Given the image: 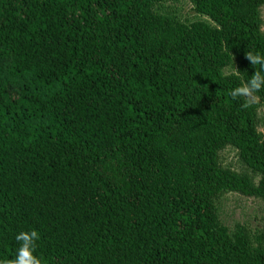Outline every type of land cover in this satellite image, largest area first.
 <instances>
[{"label": "trees", "instance_id": "1", "mask_svg": "<svg viewBox=\"0 0 264 264\" xmlns=\"http://www.w3.org/2000/svg\"><path fill=\"white\" fill-rule=\"evenodd\" d=\"M163 1L0 0V258L36 229L44 264H264L215 205L264 201V139L229 95L264 54V0H191L213 24Z\"/></svg>", "mask_w": 264, "mask_h": 264}, {"label": "rangeland", "instance_id": "2", "mask_svg": "<svg viewBox=\"0 0 264 264\" xmlns=\"http://www.w3.org/2000/svg\"><path fill=\"white\" fill-rule=\"evenodd\" d=\"M153 10L163 15L174 17L184 23L203 20L213 24L206 16L198 14L191 0H166L153 5ZM260 31L264 33V5L260 8ZM235 64L222 69L225 74L235 71ZM254 102L248 107L253 115V132L264 139V100L253 93ZM246 99V98H244ZM218 158L222 166L237 173H246L257 182L258 176L253 173L239 158L238 150L232 145H225L218 150ZM215 205L222 223L230 234L241 233L252 248H264V201L256 196H245L236 191L218 194Z\"/></svg>", "mask_w": 264, "mask_h": 264}, {"label": "clouds", "instance_id": "3", "mask_svg": "<svg viewBox=\"0 0 264 264\" xmlns=\"http://www.w3.org/2000/svg\"><path fill=\"white\" fill-rule=\"evenodd\" d=\"M246 57L255 71L245 84L234 87L229 93L233 99L246 98L241 105L245 108L254 102L253 93L264 90V54L249 51L246 53ZM233 75L236 79L240 78L237 73H233ZM39 238V232L36 229L16 233L14 239L17 242V247L14 258H0V264H44L42 257L36 251V242Z\"/></svg>", "mask_w": 264, "mask_h": 264}]
</instances>
